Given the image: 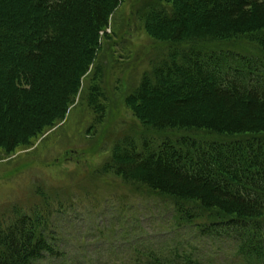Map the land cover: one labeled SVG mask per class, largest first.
I'll list each match as a JSON object with an SVG mask.
<instances>
[{"label":"trees","instance_id":"16d2710c","mask_svg":"<svg viewBox=\"0 0 264 264\" xmlns=\"http://www.w3.org/2000/svg\"><path fill=\"white\" fill-rule=\"evenodd\" d=\"M122 2L0 0V148L12 152L66 117ZM144 21L154 39L189 47L145 76L128 107L147 127L228 139L139 150L126 138L109 168L176 204L215 213L238 236L239 252L264 264V0H156ZM208 40H245L258 52L196 48ZM96 77L91 103L103 115ZM12 215L0 218V264H32L53 253L42 214L17 208Z\"/></svg>","mask_w":264,"mask_h":264},{"label":"rangeland","instance_id":"374dc122","mask_svg":"<svg viewBox=\"0 0 264 264\" xmlns=\"http://www.w3.org/2000/svg\"><path fill=\"white\" fill-rule=\"evenodd\" d=\"M155 2L123 0L66 117L12 152L0 148V218L13 217L11 207L17 204L23 212H39L50 224L46 236L54 251L32 264H254L239 252L234 231L219 226L215 213L176 204L109 168L111 151L127 145L126 138H133L139 149L167 141L228 139L200 129L144 126L126 104L162 60L189 47L156 40L146 31L144 13ZM205 42L196 48L258 52L245 40ZM96 76L103 115L91 103ZM78 183L86 195L67 193V186Z\"/></svg>","mask_w":264,"mask_h":264}]
</instances>
